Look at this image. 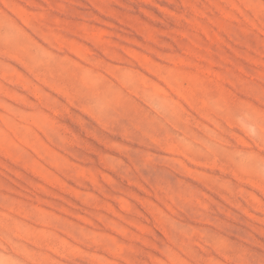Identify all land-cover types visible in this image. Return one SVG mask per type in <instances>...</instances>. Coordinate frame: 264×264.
I'll list each match as a JSON object with an SVG mask.
<instances>
[{
	"label": "rangeland",
	"instance_id": "rangeland-1",
	"mask_svg": "<svg viewBox=\"0 0 264 264\" xmlns=\"http://www.w3.org/2000/svg\"><path fill=\"white\" fill-rule=\"evenodd\" d=\"M0 264H264V0H0Z\"/></svg>",
	"mask_w": 264,
	"mask_h": 264
}]
</instances>
